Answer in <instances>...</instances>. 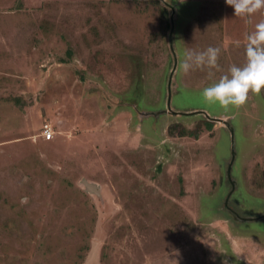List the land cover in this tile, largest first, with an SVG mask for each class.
I'll list each match as a JSON object with an SVG mask.
<instances>
[{
    "label": "rangeland",
    "instance_id": "obj_1",
    "mask_svg": "<svg viewBox=\"0 0 264 264\" xmlns=\"http://www.w3.org/2000/svg\"><path fill=\"white\" fill-rule=\"evenodd\" d=\"M262 21L225 0H0V264H264V89L202 97ZM209 46L219 69L185 75Z\"/></svg>",
    "mask_w": 264,
    "mask_h": 264
},
{
    "label": "clouds",
    "instance_id": "obj_2",
    "mask_svg": "<svg viewBox=\"0 0 264 264\" xmlns=\"http://www.w3.org/2000/svg\"><path fill=\"white\" fill-rule=\"evenodd\" d=\"M233 7L237 17H250L264 9V0H225ZM246 63L243 66L232 65L228 74L222 75L218 82L205 87L202 97L208 104L218 103L228 110L230 106L239 108L249 99V93L259 94L264 89V21L255 25V30L246 35ZM237 47L240 41H235ZM221 48L209 46L205 50L188 49L180 64L182 72L187 75L197 69L208 70V76L214 75L213 69H219Z\"/></svg>",
    "mask_w": 264,
    "mask_h": 264
},
{
    "label": "trees",
    "instance_id": "obj_3",
    "mask_svg": "<svg viewBox=\"0 0 264 264\" xmlns=\"http://www.w3.org/2000/svg\"><path fill=\"white\" fill-rule=\"evenodd\" d=\"M202 123H203V127H204V129L205 130H210L211 129V127H212V121H210V120H203L202 121ZM176 125L175 124H172V125H169L168 127H167V131H168V133H170L171 135H172V133H171V130L175 127ZM192 132H188V131H186L185 129H183V128H179L178 129V131H177V135H179V136H182V135H187V134H191Z\"/></svg>",
    "mask_w": 264,
    "mask_h": 264
},
{
    "label": "water",
    "instance_id": "obj_4",
    "mask_svg": "<svg viewBox=\"0 0 264 264\" xmlns=\"http://www.w3.org/2000/svg\"><path fill=\"white\" fill-rule=\"evenodd\" d=\"M173 71V67H171V69H170V72H169V75H168V79H167V86L169 85V80H170V75H171V72ZM166 109H169V107H168V104H166ZM171 113H177V112H171ZM209 120H218V121H220L221 119L220 118H214V117H208V115L207 114H204ZM224 122V124H226V121H223ZM229 131H230V133H231V128H229ZM231 137V136H230ZM232 147H233V143L231 142V145H230V148H231V155H233V150H232ZM232 159V158H231ZM230 162H231V160H230ZM230 162H229V164H228V166H227V175L229 176V168H230ZM89 188H91L90 186H88ZM91 190V189H90ZM264 215V214H263ZM262 215V216H263Z\"/></svg>",
    "mask_w": 264,
    "mask_h": 264
},
{
    "label": "built area",
    "instance_id": "obj_5",
    "mask_svg": "<svg viewBox=\"0 0 264 264\" xmlns=\"http://www.w3.org/2000/svg\"><path fill=\"white\" fill-rule=\"evenodd\" d=\"M41 135L44 139H49L51 136V129L48 124H42L41 126Z\"/></svg>",
    "mask_w": 264,
    "mask_h": 264
},
{
    "label": "bare ground",
    "instance_id": "obj_6",
    "mask_svg": "<svg viewBox=\"0 0 264 264\" xmlns=\"http://www.w3.org/2000/svg\"><path fill=\"white\" fill-rule=\"evenodd\" d=\"M92 254V253H91Z\"/></svg>",
    "mask_w": 264,
    "mask_h": 264
}]
</instances>
